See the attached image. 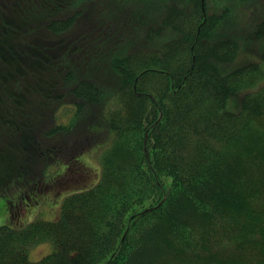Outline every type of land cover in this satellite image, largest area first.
Instances as JSON below:
<instances>
[{
  "label": "trees",
  "instance_id": "1",
  "mask_svg": "<svg viewBox=\"0 0 264 264\" xmlns=\"http://www.w3.org/2000/svg\"><path fill=\"white\" fill-rule=\"evenodd\" d=\"M97 1L0 0V145L24 141L33 122L22 162L54 151L66 163L60 176L71 163L89 176L81 154L109 139L97 182L67 195L56 220L0 226V264H264V71L241 49L264 36V18L240 34L220 26L228 7L178 0L127 52L129 0H113L124 3L112 20ZM39 41L114 58L66 66L49 98L28 69ZM62 107L71 118L52 121ZM60 176L22 190L43 194ZM46 240L53 251L29 260Z\"/></svg>",
  "mask_w": 264,
  "mask_h": 264
},
{
  "label": "rangeland",
  "instance_id": "2",
  "mask_svg": "<svg viewBox=\"0 0 264 264\" xmlns=\"http://www.w3.org/2000/svg\"><path fill=\"white\" fill-rule=\"evenodd\" d=\"M178 0H129L127 5L123 8L134 10V20L126 27V33L129 37V42L126 44L124 51H129L131 47L138 46L143 41L147 27L154 21H161L162 14L167 4L176 3ZM181 1V0H179ZM211 9L216 12H221L224 7H228V20H222L220 26L225 30H232L238 33H243L256 26L259 20L264 18V0H256L252 3L241 2L240 0H210ZM124 3V2H123ZM117 4L115 7V1L113 0H100L95 2L94 6L100 8L102 12L106 13V17L110 20L115 18V11L122 7V4ZM132 5V6H131ZM134 6V7H133ZM89 15L86 16V20ZM136 23H138L136 25ZM255 31V28L254 30ZM172 34H166L165 36L158 37L151 43L154 46H159L164 40H167ZM248 49V60L259 63L264 71V36L256 39H249L246 41L242 39L241 49ZM1 51V49H0ZM38 52L36 58H31V55ZM69 49L63 44L49 48L46 43L41 41L33 43L31 48L26 53L29 56L28 69L33 73L40 76L38 89H43V94L53 97V89L51 87L52 81L57 78L55 73L62 72L66 66L76 70L80 60L83 62L107 64V62L114 58L111 53H104L101 55H84L81 56L77 52L76 56L69 55ZM123 51H118V55H121ZM19 59H23L18 57ZM240 62V59H238ZM102 68L98 75L102 79L103 83L110 86L109 82L104 78ZM56 71V72H55ZM43 73V74H41ZM258 83H264V74L259 79ZM9 93L15 92L14 88H11ZM112 98H110L111 100ZM109 100V101H110ZM108 101V102H109ZM36 109L34 112H38ZM73 111H71L72 113ZM71 118V114L64 113V107L58 108L55 114L52 113V121L67 123ZM80 119H77V122ZM35 126L32 124L28 127L26 134L24 135V141H17L14 139L15 144L12 149H9L5 145H0V226L10 224L15 227L25 226L37 219H43L47 221L56 220L61 211L63 200L67 195L76 191L77 187L81 185L91 186L98 180V175L101 170L102 154L107 145L109 139L104 142L90 147L88 150L81 154V160L93 171V175L87 176L89 173H85V169L81 166L74 164L71 165L73 171H68L53 184L44 190L43 194H38V202L30 205L27 208H19V217L17 220L10 218L11 211L10 200L18 195V193L25 187L26 183L40 179V181H46L53 175L61 174L65 171L66 163L61 160V156L54 151L47 152L41 159L29 158L25 162H22L21 154L23 151H31L22 148V145H29L32 141L33 130ZM89 128L97 129L95 123H90ZM103 128V127H102ZM85 129L79 127L76 129V133L79 135ZM5 143V141H2ZM14 151V153H13ZM16 154V155H15ZM50 160V163L47 161ZM83 173V174H82ZM82 174V175H81ZM42 179V180H41ZM23 191V190H22ZM53 251V242L46 240L37 244H34L28 248L27 254L31 261H38L44 256Z\"/></svg>",
  "mask_w": 264,
  "mask_h": 264
},
{
  "label": "flooded vegetation",
  "instance_id": "3",
  "mask_svg": "<svg viewBox=\"0 0 264 264\" xmlns=\"http://www.w3.org/2000/svg\"><path fill=\"white\" fill-rule=\"evenodd\" d=\"M62 174V173H61ZM58 174L57 176H60ZM38 202L37 194L24 193L20 191L16 197L10 200V209L27 208L30 205Z\"/></svg>",
  "mask_w": 264,
  "mask_h": 264
}]
</instances>
